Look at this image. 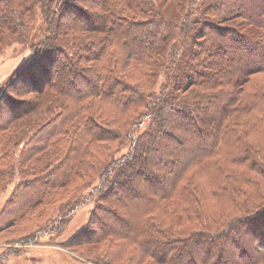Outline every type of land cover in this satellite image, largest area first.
I'll use <instances>...</instances> for the list:
<instances>
[{
  "label": "trees",
  "instance_id": "16d2710c",
  "mask_svg": "<svg viewBox=\"0 0 264 264\" xmlns=\"http://www.w3.org/2000/svg\"><path fill=\"white\" fill-rule=\"evenodd\" d=\"M13 43L0 237L89 203L79 262L264 264V0H0Z\"/></svg>",
  "mask_w": 264,
  "mask_h": 264
},
{
  "label": "rangeland",
  "instance_id": "374dc122",
  "mask_svg": "<svg viewBox=\"0 0 264 264\" xmlns=\"http://www.w3.org/2000/svg\"><path fill=\"white\" fill-rule=\"evenodd\" d=\"M31 54L28 46L19 43H13L3 49H0V85L9 77L18 66L26 61ZM258 83V84H253ZM264 83V74H256L252 77L249 87L254 88L255 85ZM253 84V85H252ZM251 85V86H250ZM255 118L245 117L244 120L250 124ZM7 192L0 196V206L3 199H5ZM91 205L88 203L79 208L65 230L61 235L45 234L39 238H29L24 235V231L9 232L7 235L0 237V255L9 253L11 250H24L19 255H10L4 261L6 264H93L91 262H79L74 259L71 249L62 247L59 241L68 236L73 231L82 226L89 216V209ZM15 232V233H14ZM24 239L26 242H22Z\"/></svg>",
  "mask_w": 264,
  "mask_h": 264
}]
</instances>
